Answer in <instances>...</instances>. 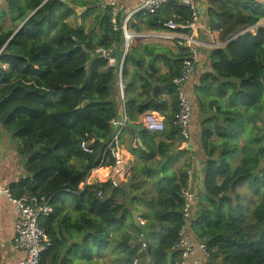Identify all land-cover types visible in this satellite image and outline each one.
Here are the masks:
<instances>
[{"label":"trees","instance_id":"trees-1","mask_svg":"<svg viewBox=\"0 0 264 264\" xmlns=\"http://www.w3.org/2000/svg\"><path fill=\"white\" fill-rule=\"evenodd\" d=\"M5 1L14 20L21 24L27 19L12 37L20 24L6 29L0 13V123L12 132L26 171L9 189L13 197L50 200L52 213L40 220L51 242L41 264H75V257L77 264H169L171 252L170 264H177L190 165L185 161L177 177L163 185L155 159L168 156L178 140V149L186 142L174 124L179 110L174 80L191 56L190 46L179 38L173 40L175 48L146 39L125 50L124 19L111 5L97 10L88 30L68 23L73 15L90 16L98 0ZM215 2L210 25L221 30L223 41L264 19V4L258 0ZM79 4L91 9L78 15L74 8ZM190 17L183 0H169L144 18L161 32L167 20L185 24ZM98 48L111 50L116 66ZM208 54L210 69L193 86L202 116L206 202L193 212L190 229L207 244L212 264H264V28L244 31ZM85 100L89 103L82 106ZM123 112L128 122L121 134L132 135L136 148L131 143L129 149L138 163L125 186L112 179L92 183L93 170L117 164L111 143L119 127L113 120ZM147 112L165 117L162 131L151 133L139 123ZM159 132L180 138L158 140ZM83 141L90 152L82 148ZM189 149L176 150L174 160L190 156ZM237 156L239 162L232 165L229 159ZM243 184L255 197L254 206L238 191ZM136 203L143 211L142 225L131 213ZM105 249L110 255L102 254Z\"/></svg>","mask_w":264,"mask_h":264},{"label":"crops","instance_id":"crops-1","mask_svg":"<svg viewBox=\"0 0 264 264\" xmlns=\"http://www.w3.org/2000/svg\"><path fill=\"white\" fill-rule=\"evenodd\" d=\"M144 1L145 0H98V3L96 5H92V10H94V14H95L97 10H99L100 8H104L106 5H111L117 14L119 13L120 15H122L123 19H128L127 28L132 34V38L130 40V45L132 46L133 45L135 46L139 43V41H143L146 39H161L165 41V43L171 44L174 48L175 45L173 40L175 38H179L182 41H186V44L188 46H190L189 41H193L194 42L193 45L198 49L199 56H198V60L195 62L194 76L192 77V79L186 82L184 88L186 94L191 99L192 104L196 105V101H195L196 98L194 95L193 86L195 81H197L199 75L210 69L208 53L212 49L223 47L224 45H226L228 41V40L223 41V39H221V32H220L221 30L213 29L211 28L210 25L212 19L209 17V10L212 8H216L218 4L217 2H215V0H195L201 11V17L199 23L197 24V27L195 29H188L180 33H176L175 34L177 36L176 37L173 33H170L167 30L159 32L149 26V23L146 22L145 21L146 19L144 18L147 13L144 10H142ZM258 1L261 2V0ZM75 7H85L87 10L91 9L89 8V6H85L82 4L75 5ZM90 16H88L87 18H89ZM75 17L76 19H78V20L75 19V27L78 26L84 27V23H87L86 21H84L85 19H82L78 16ZM84 28L85 30H88L89 27L86 26ZM259 28H264V19H261L259 23L256 24L255 26L246 29L250 32L255 33ZM242 32H244V30L240 31V33ZM233 37L237 38L238 36L237 37L233 36ZM167 71L168 69L166 67H162V72H167ZM117 81H118L117 86H120V83L122 82L121 75H119ZM119 96L122 102L124 98V91L122 94L121 89L119 90ZM168 100L170 99L168 98ZM120 107H121L120 110L122 111L123 109L122 104ZM149 114L155 115L159 121L165 119V117L158 112H147L139 116V123H141L142 120L146 119L149 116ZM192 118H193V114H192ZM191 123H192V119H191ZM191 123H190L191 142H190L189 150L191 155H193L194 149L192 147L196 144H194L195 141L193 140V135H192L193 130ZM5 130L6 129H4L0 123V185L10 188L11 185L16 183L19 178L25 176L26 174L24 167L25 159L19 154L17 143L10 136V132L7 130H6L7 132H5ZM151 133H155V132H151ZM158 134H159V136H157L158 140L162 139V140L172 141L173 138L176 140L180 138V136L178 138L176 137L171 138L170 136H167L165 133L161 134V132H159ZM131 143L133 144V147L136 148V145L133 143L132 135L126 131L122 132L118 141V145L115 146V153L118 160L117 164L112 167H107V169H109L110 172L106 176L103 175L102 173V170L105 169L104 166L93 170L89 177V181L94 183V182H101L107 179H112L116 185L122 184L123 186H125L126 183L123 182V178L126 180L130 175V173L132 172L133 167L138 163L136 155L132 153L129 149V145H131ZM177 143L170 148V152H168V156L162 158L158 156L155 159L156 160L155 164L157 166V171L159 172L160 178L164 179V181L162 182L163 185L167 184V177L169 172H172L174 174L173 175L174 178L177 177L178 170L180 168L179 165L186 158L185 155L181 159L174 160L176 150L185 148L181 144V146H179L178 149ZM171 158L172 161L174 160V162L172 164H168ZM233 159L236 161L235 163L236 165L239 162L240 157L237 156L236 158ZM162 163H164L163 167L161 168V171H159V167ZM198 163L200 164V162ZM190 169L188 171L189 178H190ZM201 174H203V168L200 172H198L200 178L197 180L196 186L198 185L202 186L203 175ZM137 210H139V212H141L143 215V211H141L139 208ZM16 219H17L16 208L12 203L11 199L4 194H0V264H19V261L24 256V252L16 249L13 243V239L15 235ZM97 254L98 252L95 253V255ZM102 254L108 256L110 255V250L105 249L102 251Z\"/></svg>","mask_w":264,"mask_h":264},{"label":"built area","instance_id":"built-area-1","mask_svg":"<svg viewBox=\"0 0 264 264\" xmlns=\"http://www.w3.org/2000/svg\"><path fill=\"white\" fill-rule=\"evenodd\" d=\"M168 1L169 0H145L142 10L147 14H154ZM261 2L264 4V0H261ZM183 4L190 8V21L181 24L171 18L163 24L166 30L174 35L188 29H195L200 21L201 11L196 1L183 0ZM127 21L128 19H124L122 24L125 50L128 49L132 38V34L127 28ZM189 43L191 56L190 58L185 59L181 75L174 80L179 91V110L175 114L174 124L180 129L181 135L186 140L184 144L186 149L190 147L191 142L190 123L193 114V105L189 96L185 92L184 86L186 82L194 76L195 62L198 60L199 56L197 47L193 45L194 42L189 41ZM110 51L111 50H106L104 48L97 49V52L101 53L104 57H108L110 66H116L117 60L110 54ZM119 70L121 73L122 62L119 65ZM120 89L123 94L124 84L122 82L120 83ZM127 122L128 118L124 112L119 119L113 120V124L119 127L111 143L114 146L118 145L122 128L125 127ZM141 123L146 128L152 127L150 119L148 118L142 120ZM82 148L88 152L91 150L86 141H83ZM0 194L8 196L16 208L17 219L15 222L13 243L16 249L24 252V256L19 261V264H41V254L51 244L45 230L40 225L41 218L49 216L52 213V206L49 198L38 195L13 197L10 189L2 185H0ZM183 198L185 202L183 206V215L186 223L179 231V240L176 245V250L178 251L179 256L177 264H212L211 259L209 258L207 244L199 241L190 229V222L193 218L194 212V193L190 190H186V192H183ZM141 222L143 224L144 220H141ZM146 246L147 243L143 242L142 247Z\"/></svg>","mask_w":264,"mask_h":264},{"label":"rangeland","instance_id":"rangeland-1","mask_svg":"<svg viewBox=\"0 0 264 264\" xmlns=\"http://www.w3.org/2000/svg\"><path fill=\"white\" fill-rule=\"evenodd\" d=\"M87 11V9L86 10H84L83 12H82V14L83 13H85ZM90 12H92L91 13V16L89 17V18H87V19H85L84 21H86L87 23H84V27H89L90 28V26L93 24V22H94V16H95V14H94V10H91ZM0 13H1V15H2V23H3V25L6 27V29H16L17 28V26L20 24L19 23V21L18 20H14V15L12 14V12L7 8V2L5 1V0H0ZM81 14V15H82ZM75 19H76V17H75V15H73V16H71L67 21H68V23L71 25V26H73V27H75ZM76 20H78V19H76ZM88 28V29H89ZM246 28H249V27H246ZM244 29V31H248L247 29ZM17 30V29H16ZM15 30V31H16ZM250 30H253V29H250ZM191 100V99H190ZM193 105V107H194V109H193V118H192V123H191V126H192V130H193V132H192V135H193V140L195 141L194 142V144H196V145H194L192 148L194 149L193 150V152H194V156L193 155H191L190 154V156L188 155V157H190V158H188L187 156H186V160L184 159V161L183 162H181L180 163V165H179V167H181L182 165H183V163L185 162V161H187V163L190 165L189 166V168H191L190 169V178H189V184H188V187H187V189H185V191L184 192H186V190H190V191H192L193 193H194V204H193V211H194V213H195V211L197 212V210L199 209V203L201 202V203H205L206 202V200H205V198L203 197V187L202 186H196V184H197V180L200 178V176L198 175V172H200L201 170H202V163H203V160H204V158H203V156H202V154H200V133H201V122H202V116L200 115V113H199V111H198V109L195 107V105L194 104H192ZM196 109V110H195ZM195 130H196V132H195ZM8 131V130H7ZM6 130H5V132H7ZM10 132V136L12 137V132L11 131H9ZM13 138V137H12ZM182 146H184V144L182 143ZM234 157H231L230 159H229V161H230V163L232 164V165H234L235 163H236V161L233 159ZM202 161V162H201ZM198 162H200V164L198 163ZM109 169H107V167H105V169H103L102 170V173H103V175H108L109 174ZM173 173L172 172H169V174H168V177H167V184L168 183H170L171 181H172V179L174 178L173 177ZM201 175H203V174H201ZM127 180H128V178L125 180L124 178H123V182L124 183H126L127 182ZM149 189H150V191H151V194H156V190H155V188H154V186L153 185H149ZM238 191H240L241 192V194L242 195H244V197H245V200H246V202L249 204L250 202L252 203V205L254 206V204H255V197L252 195V193L250 192V190L248 189V186L246 185V184H243V185H241V186H239V188H238ZM250 192V194H249V192ZM243 197V198H244ZM250 197H251V199H250ZM138 208H141V205H139V204H135ZM132 208V207H131ZM137 211V212H139V210H137V209H134V208H132L131 209V213L133 212V211ZM137 220H138V222H139V224H141L142 225V222H141V220H144L143 218H141L142 216H140V215H138L137 214ZM152 239V238H151ZM150 239V240H151ZM156 240H159V237H157V238H153V241H156ZM144 248V247H143ZM75 264H77V258L75 257Z\"/></svg>","mask_w":264,"mask_h":264},{"label":"water","instance_id":"water-1","mask_svg":"<svg viewBox=\"0 0 264 264\" xmlns=\"http://www.w3.org/2000/svg\"><path fill=\"white\" fill-rule=\"evenodd\" d=\"M75 9V11L77 12V14L78 15H80L84 10H86V8L85 7H75L74 8ZM34 13V12H33ZM33 13H31L30 15H29V17L33 14ZM28 17V18H29ZM27 20V19H26ZM26 20L19 26V28L13 33V35H12V37L13 36H15L16 34H17V32L23 27V25L25 24V22H26ZM243 33V32H242ZM241 33H238L237 34V36H239ZM236 36V37H237ZM235 39V37H232L231 39H229L227 42H230V41H232V40H234ZM89 103V101L88 100H85L84 102H83V104H82V106H85V105H87ZM37 150L39 149V147H37L36 148ZM163 164L164 163H162L161 165H160V167H159V171H161V168L163 167ZM137 214L138 215H142V213L141 212H137V211H133L132 212V216H133V219H134V221L137 223V224H139V222H138V220H137ZM172 255H173V252H171V253H169V255H168V263L170 264V262H171V257H172Z\"/></svg>","mask_w":264,"mask_h":264},{"label":"clouds","instance_id":"clouds-1","mask_svg":"<svg viewBox=\"0 0 264 264\" xmlns=\"http://www.w3.org/2000/svg\"><path fill=\"white\" fill-rule=\"evenodd\" d=\"M147 118L150 119V122L152 124L151 128H147L148 131L156 132V131H162L163 130V120L159 121L157 119V117L155 115H153V114H149V116Z\"/></svg>","mask_w":264,"mask_h":264}]
</instances>
